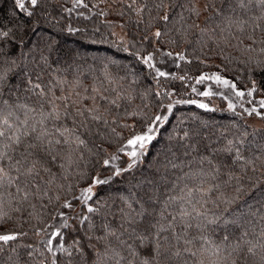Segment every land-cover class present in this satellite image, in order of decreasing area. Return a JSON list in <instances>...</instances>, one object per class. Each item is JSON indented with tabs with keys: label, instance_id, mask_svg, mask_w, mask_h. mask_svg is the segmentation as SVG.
<instances>
[{
	"label": "snow or ice",
	"instance_id": "6c2138e0",
	"mask_svg": "<svg viewBox=\"0 0 264 264\" xmlns=\"http://www.w3.org/2000/svg\"><path fill=\"white\" fill-rule=\"evenodd\" d=\"M0 264H264V0H0Z\"/></svg>",
	"mask_w": 264,
	"mask_h": 264
},
{
	"label": "trees",
	"instance_id": "16d2710c",
	"mask_svg": "<svg viewBox=\"0 0 264 264\" xmlns=\"http://www.w3.org/2000/svg\"><path fill=\"white\" fill-rule=\"evenodd\" d=\"M103 7V5H101ZM82 10V9H81ZM73 17H75V12H73ZM79 19V23L81 25L87 24L89 29H91L93 26L99 27L100 32L107 36L108 34V29L107 26L104 24V20L106 19L105 17H99V16H92L89 20H83L82 18H77ZM107 19H111V17H107ZM108 39H114L113 37L108 36ZM88 50L91 52H99V53H112L115 50L112 48L110 44H96V45H90L88 47ZM96 50V51H95ZM175 70V69H173ZM207 70V69H205ZM215 70V69H213ZM213 102L217 104L220 107H224V103L219 99V98H213ZM181 110L185 112H190V111H196L197 109L195 106H181ZM201 112L203 110H200ZM209 118L214 119L219 122H227L229 119H232L233 116L231 113L228 112H214L209 114Z\"/></svg>",
	"mask_w": 264,
	"mask_h": 264
},
{
	"label": "rangeland",
	"instance_id": "374dc122",
	"mask_svg": "<svg viewBox=\"0 0 264 264\" xmlns=\"http://www.w3.org/2000/svg\"><path fill=\"white\" fill-rule=\"evenodd\" d=\"M117 32H119V29H116ZM96 51V50H95Z\"/></svg>",
	"mask_w": 264,
	"mask_h": 264
}]
</instances>
